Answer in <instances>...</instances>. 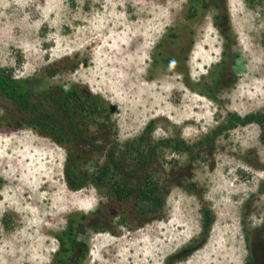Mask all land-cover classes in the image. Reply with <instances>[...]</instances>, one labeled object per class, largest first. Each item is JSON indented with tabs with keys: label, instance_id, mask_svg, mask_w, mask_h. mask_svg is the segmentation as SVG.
<instances>
[{
	"label": "rangeland",
	"instance_id": "rangeland-1",
	"mask_svg": "<svg viewBox=\"0 0 264 264\" xmlns=\"http://www.w3.org/2000/svg\"><path fill=\"white\" fill-rule=\"evenodd\" d=\"M218 4L190 17L189 0H0V70L34 79L41 91L74 88L103 98L104 118L79 122L82 137L66 146L82 155L89 174L110 164L112 153L120 168L113 179L139 193L150 178L162 202L155 208L137 193L120 200L111 186L70 189L67 148L38 128L6 129L7 118L16 124L25 115L1 97L0 264H53L56 236L81 215L90 217L80 233L88 247L83 264H172L193 245L174 264H247L249 257L264 264L261 126L238 125L191 151L158 146L143 163L128 155L127 144L152 121L154 143L195 145L232 114L264 112V0ZM171 33L181 45L169 53L179 59L155 66L157 46ZM55 66L62 71L48 77ZM54 109L69 125L67 111ZM204 208L215 219L206 242Z\"/></svg>",
	"mask_w": 264,
	"mask_h": 264
},
{
	"label": "trees",
	"instance_id": "trees-1",
	"mask_svg": "<svg viewBox=\"0 0 264 264\" xmlns=\"http://www.w3.org/2000/svg\"><path fill=\"white\" fill-rule=\"evenodd\" d=\"M218 1L219 0H189L193 6L190 17H197L204 14V12L212 6L218 8ZM222 18L225 19V16L219 14L218 20L221 21ZM177 39L178 35L176 33H171L166 35L158 44L157 52L154 55L155 66L163 64L169 67H175V63L179 59V55H176V53H169V51L171 46L181 45L180 42L177 43ZM226 67V61H224L217 70L218 72H224ZM61 71L62 68L57 66L46 70L47 76L51 78H54ZM182 72L185 73L184 70H182ZM213 75L216 74L214 73ZM213 81L217 84L216 79H213ZM189 86L191 85L189 84ZM201 86L204 87V94L207 93L208 96L213 97V95L208 92V90L210 91L213 86H204V83ZM1 97L12 101V103L16 106V110L25 115V117L20 118V120L16 119L18 122L16 124L7 118L6 129L17 130L18 128L25 126H30L34 129L38 128L42 133L53 139L57 144L67 148L68 160L66 164V176L70 189L79 191L87 185L93 184L102 191V189L111 186L112 189L110 188L108 190L109 195L113 193L120 200L130 199L135 193H137L133 188L113 179L114 171H116V168H120L116 164V159L112 153H110V164L103 165L100 169L95 170L94 173L89 174L83 171V167L80 168L81 160L83 159L82 155L73 154V149L66 146L70 137H82V133H80L77 127L79 122L86 124L84 119H88L89 116L92 117L97 114V116L103 117L100 110H103V112L109 111L110 107H108V103H106V101L99 95L93 96L83 94L74 88L68 91H62L60 87L59 89L56 87V89L52 88L46 91H41L34 79H14L11 75L6 74L4 70H0V98ZM32 97H36L38 102H33ZM56 107L64 108L67 111L69 116V125L66 123V120L59 118L57 113L58 111L54 109ZM56 118H59L57 120H59L60 124L55 123ZM253 123L262 127L260 139L264 144V112L251 113L246 117L232 114L226 124L219 126L212 134L207 135L205 139L199 141L195 145H188L181 139L179 140L177 138L172 141L161 140L154 143L152 139V132L154 131L156 123L152 121L146 126L143 134L137 140H134L131 144H127L130 147L128 155L135 157L138 163H143L144 161H150L154 158L157 152L156 148L158 146L168 147L174 151H191L193 148L200 145H212L214 140L221 134L235 129L238 125L247 126ZM113 168H115V170ZM150 180V178L145 179L144 189L137 193V197L142 202H154L155 208H158L162 202L161 199L156 196L157 187L155 183ZM95 214L97 213L95 212ZM202 214L203 242H206L215 219L212 211L208 208H204ZM89 218L90 217L85 215H81L79 217L72 216L69 218L67 228L61 234L56 236L59 242V249L54 256L53 264H83L88 254V247L86 242L80 239V233L88 224L87 220ZM90 226L95 231L105 230V228L100 225L90 224ZM246 240L249 242L250 238L246 237ZM195 250L196 247L194 245L189 246V248L185 250L186 253L184 254V257L182 254L175 256L172 259V264L178 260L188 257ZM247 264H253L252 257H249Z\"/></svg>",
	"mask_w": 264,
	"mask_h": 264
}]
</instances>
